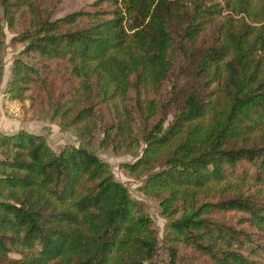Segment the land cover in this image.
<instances>
[{
	"label": "trees",
	"instance_id": "trees-1",
	"mask_svg": "<svg viewBox=\"0 0 264 264\" xmlns=\"http://www.w3.org/2000/svg\"><path fill=\"white\" fill-rule=\"evenodd\" d=\"M23 3L3 0L10 20ZM224 3L250 14V0ZM90 7L28 21L21 53L39 65L13 60L11 98H24L35 83L36 99L61 115L73 113L72 123L90 136L91 105L75 108L99 93L117 112L115 129L130 134V90L157 91L175 73L185 74L186 98L142 160L148 163L187 122L217 108L218 127L204 141L178 142L172 159L179 168L160 180L206 188L236 179L235 187L225 185L234 189L226 199L202 207L237 213L243 226L201 216L198 207L174 228L213 264H264V3L258 25L227 17L208 45L199 38L214 24L213 11L195 0H92ZM177 56L183 60L178 67ZM7 138L11 154L1 163L9 169L10 201L0 204V264H147L155 234L149 226L140 233L146 219H132L134 202L95 154L83 147L55 154L42 136L24 131ZM247 182L252 191H245Z\"/></svg>",
	"mask_w": 264,
	"mask_h": 264
},
{
	"label": "rangeland",
	"instance_id": "rangeland-1",
	"mask_svg": "<svg viewBox=\"0 0 264 264\" xmlns=\"http://www.w3.org/2000/svg\"><path fill=\"white\" fill-rule=\"evenodd\" d=\"M206 10L213 11L215 22L204 30L199 40L202 45H208L213 37V30L217 24L230 17L233 20L243 19L245 22L258 25L261 8L264 0L252 1L250 14L237 13L230 10L224 0H195ZM92 0H24L21 6H16L12 20L5 11L3 0H0V60L2 73L0 76V204L9 202L7 198V184L5 179L9 169L2 161L11 154V140L7 137L24 131L44 138L47 146L55 154L65 148L83 147L95 154L112 173L114 181L119 185L125 198L134 202L132 219H146L145 226H140V233H145L149 226L155 234L156 245L153 256L147 264H213L206 255L200 254L193 247L183 242L181 236L174 228V222L183 218L192 211L201 207V216L224 221L232 225L238 224V214L234 212H212L203 208L208 202L213 203L221 198L226 199L230 191L225 185L240 184L233 178L219 183H212L206 188H195L178 185L170 182L163 183L160 177L165 171L172 172L179 168L172 159V152L178 142L186 141L190 144L204 141L218 127L220 114L217 108H210L202 117L190 120L185 124L181 133L171 141L163 144L151 154L148 163L144 164L145 149L151 140L159 138L179 110L178 105L186 98L188 91L185 74H176L166 80L157 91H144L138 94L131 89L126 103L130 105L133 115L130 131L122 133L115 129L117 120L112 103L104 101L99 93H93L84 103H80L75 110L88 104L92 107V118L89 122V134L86 136L80 131L82 124L72 123V115H61L51 108L47 101L35 98L37 85L32 84L22 99H13L9 93L12 62L19 57L22 60L38 66L35 59L21 53L26 42L21 40V33L25 30L28 21L50 17L55 19L79 10H91ZM193 4L189 3L192 7ZM23 16L27 17L25 22ZM177 50V49H176ZM183 63L177 56L175 66ZM51 65L50 67H52ZM212 87H215L213 84ZM153 102L151 104L150 102ZM34 102V103H32ZM14 103V104H10ZM17 108L18 115L11 114L12 108ZM154 111L150 116L149 114ZM164 117L161 124L158 122ZM113 126V127H112ZM118 134H117V133ZM149 153V152H148ZM247 182L248 191L253 187ZM223 187L222 191L220 189ZM189 189L183 195V189Z\"/></svg>",
	"mask_w": 264,
	"mask_h": 264
},
{
	"label": "built area",
	"instance_id": "built-area-1",
	"mask_svg": "<svg viewBox=\"0 0 264 264\" xmlns=\"http://www.w3.org/2000/svg\"><path fill=\"white\" fill-rule=\"evenodd\" d=\"M10 104H14V103H10ZM11 114L13 115V116H16V115H18V112H17V108H12L11 109Z\"/></svg>",
	"mask_w": 264,
	"mask_h": 264
}]
</instances>
